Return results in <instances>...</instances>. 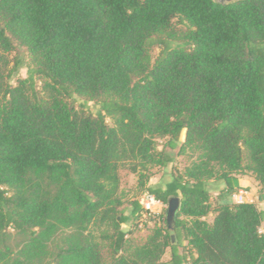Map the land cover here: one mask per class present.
I'll return each instance as SVG.
<instances>
[{
  "label": "trees",
  "instance_id": "obj_1",
  "mask_svg": "<svg viewBox=\"0 0 264 264\" xmlns=\"http://www.w3.org/2000/svg\"><path fill=\"white\" fill-rule=\"evenodd\" d=\"M124 169L181 200L142 243ZM245 171L264 202V0H0V264H264Z\"/></svg>",
  "mask_w": 264,
  "mask_h": 264
},
{
  "label": "rangeland",
  "instance_id": "obj_2",
  "mask_svg": "<svg viewBox=\"0 0 264 264\" xmlns=\"http://www.w3.org/2000/svg\"><path fill=\"white\" fill-rule=\"evenodd\" d=\"M158 49H154L152 52L153 58L152 61H154L156 55L158 54ZM27 75V68L23 67L19 70V72L16 75H13L11 78V81L15 83L19 77H25ZM88 106L96 109L97 106L93 102H88ZM110 125H113L112 120L109 118L107 119ZM164 139L159 138L158 143L160 144V148H162V143ZM178 149H175L172 151L173 155H175L176 160L169 164L165 168H155L154 169V175L151 177L149 181V185H164L166 182H168L171 179V174H172V169L174 167L183 169L185 165L189 163V159L187 156H182L177 154ZM122 175V182H121V187H122V193L124 196V199L126 201V206H129V203L132 200H137L141 196V191L137 188V176L130 172L127 169L122 170L121 172ZM239 179H240V189H244L250 192V195L247 197L249 200H253L257 204V206L260 209L264 210V202L259 201L258 199V182L255 179V176L253 175L252 172L250 171H245L242 173L237 174ZM210 189H211V194L213 197L214 202L218 201V195L221 191L222 188H224L225 183L223 181H212L210 182ZM229 201L233 202L234 198L233 195L229 197ZM129 211V210H128ZM158 223L162 222L161 220H157ZM155 223H147L145 222L142 227H137V229H134V232L132 234V239L135 242L142 243L146 240L147 236L151 233L152 229L154 228ZM122 227L125 230L131 229V224L130 223H125L122 225ZM262 229L264 230V222L262 224ZM170 257V250L168 249L166 254L164 255L163 259L166 260Z\"/></svg>",
  "mask_w": 264,
  "mask_h": 264
},
{
  "label": "built area",
  "instance_id": "obj_3",
  "mask_svg": "<svg viewBox=\"0 0 264 264\" xmlns=\"http://www.w3.org/2000/svg\"><path fill=\"white\" fill-rule=\"evenodd\" d=\"M249 195V191L239 189L233 193V198L237 203L253 202V200L247 199ZM138 200L143 210L138 223L139 227H142L145 222H148L149 217L159 215L165 208H167V204L159 200L153 193L150 192L143 193Z\"/></svg>",
  "mask_w": 264,
  "mask_h": 264
},
{
  "label": "water",
  "instance_id": "obj_4",
  "mask_svg": "<svg viewBox=\"0 0 264 264\" xmlns=\"http://www.w3.org/2000/svg\"><path fill=\"white\" fill-rule=\"evenodd\" d=\"M219 2L226 4L231 3L237 0H218ZM181 206V200L179 197H172L169 201L168 207H167V219L172 224V221L174 217L176 216V213L180 209Z\"/></svg>",
  "mask_w": 264,
  "mask_h": 264
},
{
  "label": "crops",
  "instance_id": "obj_5",
  "mask_svg": "<svg viewBox=\"0 0 264 264\" xmlns=\"http://www.w3.org/2000/svg\"><path fill=\"white\" fill-rule=\"evenodd\" d=\"M212 217H213V214L210 215V218H212Z\"/></svg>",
  "mask_w": 264,
  "mask_h": 264
}]
</instances>
